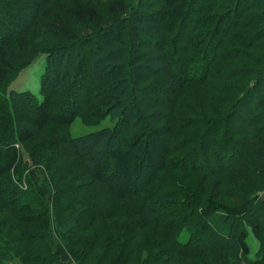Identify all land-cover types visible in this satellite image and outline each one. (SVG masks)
Here are the masks:
<instances>
[{"label":"trees","instance_id":"trees-1","mask_svg":"<svg viewBox=\"0 0 264 264\" xmlns=\"http://www.w3.org/2000/svg\"><path fill=\"white\" fill-rule=\"evenodd\" d=\"M263 193L264 0H0V264H264Z\"/></svg>","mask_w":264,"mask_h":264},{"label":"rangeland","instance_id":"rangeland-1","mask_svg":"<svg viewBox=\"0 0 264 264\" xmlns=\"http://www.w3.org/2000/svg\"><path fill=\"white\" fill-rule=\"evenodd\" d=\"M89 33L88 32H85L84 33V36H87ZM45 39V40H44ZM44 43H46V45H48V43H52L54 42L55 40H49V39H46V37L44 38ZM43 40H41L43 42ZM48 40V41H47ZM51 45V44H50ZM49 45V46H50ZM43 46H45V44H43ZM72 57V56H71ZM45 60H46V56L44 54H41L39 55L30 65H28L26 68L22 69L18 76L16 77V79L9 85L8 87V90L10 91H27V92H30L31 94L35 95V97L38 99V101L41 100V97H40V93H39V85H40V78H41V75L43 73V70H44V66H45ZM73 60H76V59H73ZM79 61V60H78ZM77 61V62H78ZM66 59L63 60V64L62 66L60 67L59 69V72H64V70L66 69ZM101 67H100V70L101 71ZM70 71V70H68ZM141 74L146 77L148 75V72L147 71H143L141 70ZM151 121L148 120V123L149 124H152L150 123ZM112 125V122L109 120V118H106V119H103V120H100V119H86V118H76L69 126H67L66 128L64 129H59L58 131L57 130H53V132L55 133V137H67L68 139L70 138H74V137H79V136H83V135H86V134H90V133H94L96 131H99L105 127H110ZM44 131H51V129L47 128L45 129ZM52 132V131H51ZM52 132V133H53ZM20 153H22L23 155V159H22V162L24 164H27V167L29 168H26V172L29 173V172H32L30 168V164H31V161L28 157V155L23 151L22 148L19 149ZM152 162L151 161H145L141 168L138 166V169H141L142 170V173L143 172H146L148 170V165H151ZM35 169V168H34ZM103 173V169L102 168H98L97 169V172L96 174L99 175V174H102ZM15 174L12 175V177H14ZM39 178H38V181H39V184H40V191L43 192V193H46L47 194V184H46V181H44L40 176V174H38ZM21 188L22 190H24L26 188V185L24 184H21ZM262 198H264V193L262 194L261 196ZM217 202L219 204H226L224 203L222 200H217ZM51 204V203H50ZM230 206V205H228ZM7 215V214H6ZM49 216L50 218H52V213L50 212L49 213ZM3 218V216H0V219ZM123 220V219H121ZM117 222V221H120L118 219H112L110 220L109 222L112 223V222ZM121 223V221L119 222ZM146 233H143L141 236L139 235L138 237V240L136 241V244H141V248H148L149 251H151L153 248L151 245H148L149 243H151L152 241H154L156 239V236H155V233L152 232L151 230L149 231H145ZM211 232V236H213V239H214V243L215 245H221V243L223 242L221 240L220 237H216L214 236V232L212 230H210L209 228L207 229V234H210ZM120 236V235H118ZM205 237V235H204ZM249 247H250V258L252 259L256 252H257V249H258V244L257 242L253 239V237L249 238ZM56 251L57 253L59 254L60 256V259L65 262L66 264H71L70 263V260H69V257L66 255V253L64 252L63 248L61 246H57L56 247ZM138 257V255H134L133 256V263L135 261L134 264L136 263H139L140 260H137L135 257ZM143 254H140V257L141 259H143ZM151 259V258H150ZM149 259V260H150ZM137 260V262H136ZM233 259H231L230 256H227V255H222V256H218V257H211V258H190L186 264H236L235 262L233 263ZM8 264H21V262L19 261V259H13L11 262H9ZM151 264H153V262H151ZM239 264V263H238ZM241 264H245V263H241Z\"/></svg>","mask_w":264,"mask_h":264}]
</instances>
